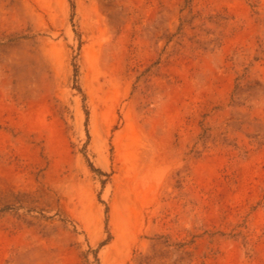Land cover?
Wrapping results in <instances>:
<instances>
[{"label": "rangeland", "instance_id": "374dc122", "mask_svg": "<svg viewBox=\"0 0 264 264\" xmlns=\"http://www.w3.org/2000/svg\"><path fill=\"white\" fill-rule=\"evenodd\" d=\"M257 81L264 0H0V264H264Z\"/></svg>", "mask_w": 264, "mask_h": 264}, {"label": "trees", "instance_id": "16d2710c", "mask_svg": "<svg viewBox=\"0 0 264 264\" xmlns=\"http://www.w3.org/2000/svg\"><path fill=\"white\" fill-rule=\"evenodd\" d=\"M218 17L217 15H212V16H207V20L209 21H213V22H218L217 20L215 21V19ZM220 20V19H218ZM209 32V31H208ZM240 90H242V87L240 85H237L235 88V91L232 95V104L234 106H241L243 105L242 103V99L240 97ZM246 93H248L249 97L253 98V97H257L260 95L264 94V84L260 81H257L254 85L250 86L248 90L245 91ZM239 124H243V120L240 119ZM250 125L252 124L255 128V132L253 133H247L246 135L250 138H254V140L259 143V144H263L264 143V122L261 121L258 118H254L253 121L251 123H249ZM239 125V126H241ZM241 128V127H240ZM210 128H206L204 129L203 133L200 135L199 140L202 142L203 145H206L210 140H212V133L209 132ZM93 166V165H91ZM94 168V167H93ZM111 236H109L105 241H103L101 243V246L108 243V241L110 240ZM191 242H171L169 237H166L164 235H158L154 238V244H153V249L155 250V248L158 245H162L165 247H172L173 250L177 253L183 254L185 255V259L188 260V263H191L193 261V251L190 249H186L188 244H191ZM176 262H179V258L176 259Z\"/></svg>", "mask_w": 264, "mask_h": 264}]
</instances>
